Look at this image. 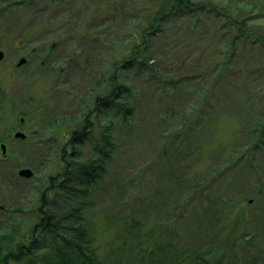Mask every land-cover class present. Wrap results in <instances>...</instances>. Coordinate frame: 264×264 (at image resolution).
<instances>
[{
	"label": "rangeland",
	"instance_id": "374dc122",
	"mask_svg": "<svg viewBox=\"0 0 264 264\" xmlns=\"http://www.w3.org/2000/svg\"><path fill=\"white\" fill-rule=\"evenodd\" d=\"M116 1L0 0V49L6 52L0 61V98L6 99L5 104H0V111L5 113L0 122L9 128L16 126L27 136L17 140L11 134L6 159L0 149V184L4 185L0 190L4 196L0 199L7 201L10 211L0 213V237L16 224L20 235L32 233L41 222L40 207L45 198L54 213H69L73 208L85 206L84 217L91 226L99 255L107 264L125 254L120 247L134 250L135 246L130 245L136 241L134 237L125 236L130 244L122 247L118 233L123 224L131 229L128 222L135 219L141 225L134 232L143 233L156 227L159 232L154 244L164 246L165 252L173 256L170 258H177L175 262L164 258L162 261L161 253H156L161 260L156 264H197L196 252H207L210 262L221 264H264V51L256 44H246L242 38L237 54L229 59L230 64L216 74L205 69L200 79L187 81L188 90L180 96L176 89L166 88L171 97L164 101L160 100L158 90L145 85L143 77L134 76L135 68L123 71L129 75L130 85L133 81L140 88V95L135 98L138 116L132 130L126 132L118 128L120 125L117 127L119 145L116 158L108 165L110 173L108 182L102 185L104 190L97 188L87 197H78L73 191L51 185V178H59L65 168L66 163L61 162L64 149L75 148L84 159L97 156L93 136L82 133L74 141L71 138L73 131H82L97 91H103L95 82L109 78L113 70L114 57L106 58L105 47L97 42L92 44L85 31L89 25L97 24L101 16L113 15L100 8ZM133 1L147 7L160 5L156 0L153 3L127 0L125 6L130 16L143 12ZM149 13L150 9L143 12ZM89 16L95 19L91 24L87 22ZM199 17L186 20H191L194 26L224 21L207 12ZM68 21L71 28L79 31L84 21L80 32L83 35L71 40L67 36L60 41L59 35L66 32ZM249 25L264 26L261 22ZM113 30L112 26L106 28L100 40L105 36L112 38ZM164 36L169 37L167 33ZM56 40L59 44H55ZM173 41L170 40V46ZM90 50L93 55L102 51L103 58L92 59L91 65L85 64L83 68L69 65L73 56L88 54ZM185 51L179 54L189 53ZM217 52L214 57L220 59ZM209 55L205 52L191 60L186 56L182 62L164 67H200ZM22 57H28V63L18 67ZM210 80L216 84L206 94L209 103L205 102L204 122H197L194 130L189 126L192 120L183 131L174 127L179 122L181 106L189 108L200 98L196 91ZM176 101L182 104L173 109L174 105L169 104ZM105 116L101 113L95 118L100 127L108 124L103 122ZM106 117L109 121L118 120L113 110ZM161 117L166 118L162 123ZM3 134L0 132V138ZM24 168L33 171L31 179L18 176ZM82 182L78 175L63 185L82 189ZM194 183L197 190L191 194L193 189L186 186ZM166 196L173 203L170 208L160 203ZM170 215L174 218L166 221ZM168 224L169 232H161ZM43 237L44 246L60 242L49 235ZM51 246L39 254L50 253ZM7 251L9 245L0 253L4 255Z\"/></svg>",
	"mask_w": 264,
	"mask_h": 264
},
{
	"label": "trees",
	"instance_id": "16d2710c",
	"mask_svg": "<svg viewBox=\"0 0 264 264\" xmlns=\"http://www.w3.org/2000/svg\"><path fill=\"white\" fill-rule=\"evenodd\" d=\"M126 2L127 0H118L111 4L102 5L100 11L108 10V13L113 12V15L101 16L97 24L89 25L85 31L86 36L92 39V44L94 42L102 44L107 52L106 58L111 59V55L114 57V62L109 78L98 79L95 82L98 88L103 91H97V96L91 103L89 114L83 122L82 131L80 133L73 131L71 138L74 141L82 133L93 136L97 141L95 145L97 156L84 159L82 153H78L77 149L71 148L67 151L64 149L61 162L66 163V165L63 173L59 178H51L52 186H59V190L63 189L66 192L72 193L73 191L78 194V197H87L97 188L104 190L102 185L108 182L107 177L110 173L108 165L116 158L114 154L119 145L116 135L117 127L120 125L118 128L127 132L136 126L138 104L135 103V98L140 95V88L133 81L130 85L129 75H124L123 71L131 70V67L135 68L134 76L136 78L143 77L142 81L145 85L149 86L150 84L152 90H158L160 100L164 101L170 96L168 95L169 90L166 88L176 89L175 93L180 96L188 90L186 85L188 80L200 79L207 68L210 69L211 73L216 74L230 64L229 59L232 55L237 54L241 46V38L245 40L246 44L251 46L256 44L264 51V26L249 25L251 22L256 24L261 22L264 25V0H206L202 3H199L198 0H156L157 3L160 2L157 8L147 7L143 3L138 4L133 1L137 8H143L141 10L143 12L145 9H150L148 15L139 11L141 12L140 16L138 14L130 16V10H126ZM151 2L153 3L154 0ZM205 12L214 14L215 18L224 20V23L214 20L211 21L212 23L206 21L194 26L193 23H190L191 20H186L188 17L191 19L198 18ZM93 20L95 19L89 16L87 22L91 24ZM68 22L65 23L67 30L59 35V40L62 38L65 41L67 36L71 40L83 35L80 32H82L81 28H83L84 21L79 26L81 27L80 31L71 28V23ZM71 22L73 23L72 20ZM175 23L176 25H174ZM225 24L228 29L224 26ZM172 25L174 26L170 27ZM110 26L114 27V36L112 38L105 36L103 41L100 40L101 35L106 33V28ZM102 28L104 30L101 32ZM166 33L169 37H163ZM172 39H174L173 46H170ZM242 43L244 42L242 41ZM55 44H59L57 40ZM53 47L55 48V46ZM216 49L219 51L217 52ZM183 50H186L185 53H189L180 55L179 51ZM205 52L210 53V55L206 58L204 65L200 67L193 65L187 69L181 67L178 69L173 66L165 69L164 67L165 65L177 64L179 61L182 62L186 56L189 58L187 60L196 59L198 55L202 56ZM216 52L221 54L220 59L214 57ZM222 55H224L223 58H221ZM102 56V51L93 55L92 50H90L88 54L81 52L68 61H70V66L78 65L83 68L85 64L91 65L92 59L98 58L100 60L103 58ZM146 71L148 73H145ZM215 84L216 82L212 80L204 83L196 91L200 98L196 99L189 108H184V106L180 108L182 103L177 101L175 104H169L172 107L174 105L173 109L180 108L179 122L174 127L181 128L183 131L188 127V121L192 120L193 124L189 126H191L190 130H194L197 122H204L205 102L209 103L206 94L213 90ZM201 97L205 101L201 102ZM171 101L173 102L175 99L171 98ZM109 110H113V116L118 117V120L115 119L116 125L114 121L107 120L106 116L107 112H110ZM101 113L106 115L103 122L108 124L105 127H100V121L95 120L96 116ZM197 113L198 115H196ZM165 120V117H161L160 123ZM172 174L174 175V172ZM78 175L83 178L84 188L63 185L64 182L70 181L73 176ZM174 177L177 178L175 175ZM122 181L123 179H120L119 183ZM178 181H181L179 177ZM195 186L196 183L186 186V188H192L191 194H193L197 190V188H193ZM46 200L43 198L44 205L40 207L41 222L34 229H37L38 232L33 230L32 233L20 235L19 226L16 224L11 227L9 233L0 237V252L5 251V246L9 245V251L6 254L1 255L0 253V264H107L104 258L99 255V248L95 246L91 226L84 217L86 210L83 207L85 206L73 208L69 213H54L49 210L50 203ZM162 200H159L161 205H165L167 208L173 204L169 196ZM170 216L166 221L174 218V215ZM128 225L131 229L123 224L120 232L118 231V239L124 247L125 244H130L127 240L125 241V236L131 234L136 240L130 244L135 246L134 250L132 251L133 247L129 250H123L120 247L119 250L125 254L113 264H136L137 261L140 264H156L161 260L176 261L177 258H170L172 255L165 252L164 246L154 244L159 232L156 231V227L142 233L134 232V228L141 225L136 219L128 222ZM169 228V224L165 225L161 232H169ZM46 235L52 236L55 241L58 239L60 242L53 246L49 245L53 253L50 251V253L46 252L42 255L39 252L47 251L49 248V246H44L42 242L43 236ZM34 249L38 250V253ZM156 253H161L162 259L160 261V258H156ZM205 254L207 252H196L195 262L197 264H221L220 261L210 262ZM177 264H181V262H177Z\"/></svg>",
	"mask_w": 264,
	"mask_h": 264
},
{
	"label": "flooded vegetation",
	"instance_id": "af4514ba",
	"mask_svg": "<svg viewBox=\"0 0 264 264\" xmlns=\"http://www.w3.org/2000/svg\"><path fill=\"white\" fill-rule=\"evenodd\" d=\"M0 51H2L3 52V58L2 59H0V61H2V60H4V58L6 57V52H5V50H3V49H0ZM28 58V57H27ZM26 57H22L21 59H25V62H22V63H20V61L18 62V64H17V66L18 67H20V66H23V65H25V64H27L28 63V59H27ZM20 59V60H21ZM3 98V99H2ZM2 98H0V104H5L6 103V99L4 98V97H2ZM4 111H0V118H2L3 116H4ZM27 114V113H26ZM21 121L23 122L24 121V118L22 117L21 118ZM2 123L0 122V132H2V133H4L3 135H2V137L0 138V149H1V153H2V157H3V159L5 158H7L6 157V155H7V151H8V142H7V140H8V138L9 137H11L12 135V133H14V137H15V139H17V140H19V139H21V140H24V139H26L27 138V136H26V134L25 133H23L22 131H20V130H16L15 128H16V126H13V127H11V128H9V126L8 125H5L4 124V126L3 125H1ZM19 134H22V135H19ZM4 136V137H3ZM7 138V139H6ZM1 139H3V140H1ZM34 174V173H33ZM18 176L20 177V178H22V179H31L34 175H32L30 178H27V177H23V176H21L20 174H19V172H18ZM0 190H3V188H4V185L3 184H0ZM2 194V193H1ZM1 196H4V195H0V197ZM20 209V208H19ZM19 209H18V211H19ZM2 212H6V213H9L10 211H9V207H8V204H7V201L5 202V200H2V199H0V213H2Z\"/></svg>",
	"mask_w": 264,
	"mask_h": 264
},
{
	"label": "water",
	"instance_id": "95a60500",
	"mask_svg": "<svg viewBox=\"0 0 264 264\" xmlns=\"http://www.w3.org/2000/svg\"><path fill=\"white\" fill-rule=\"evenodd\" d=\"M2 58H3V52L0 51V59H2ZM22 62H25V59H21L20 63H22ZM19 135H22V134H19ZM19 174L23 177L30 178L33 175V171L29 168H24V169H21L19 171Z\"/></svg>",
	"mask_w": 264,
	"mask_h": 264
}]
</instances>
